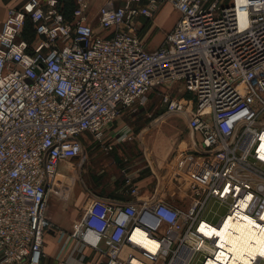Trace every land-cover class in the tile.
I'll list each match as a JSON object with an SVG mask.
<instances>
[{
    "label": "built area",
    "instance_id": "obj_1",
    "mask_svg": "<svg viewBox=\"0 0 264 264\" xmlns=\"http://www.w3.org/2000/svg\"><path fill=\"white\" fill-rule=\"evenodd\" d=\"M231 1L108 0L97 27L91 0H75L71 18L57 0L9 10L0 27V264H42L60 165L82 156L86 135L111 153L107 131L155 91L195 136L176 165L187 205L169 201L161 183L142 197L138 172L125 170L122 198L95 197L73 231L58 230L66 246L57 260L68 264L76 243L102 264L240 263L225 224L264 228V0ZM166 4L180 18L149 51L139 19ZM28 24L33 42L23 39ZM178 84L180 99L170 94ZM135 137L128 126L115 133L118 143ZM214 202L227 208L216 222ZM249 263L264 264V253Z\"/></svg>",
    "mask_w": 264,
    "mask_h": 264
},
{
    "label": "crops",
    "instance_id": "obj_2",
    "mask_svg": "<svg viewBox=\"0 0 264 264\" xmlns=\"http://www.w3.org/2000/svg\"><path fill=\"white\" fill-rule=\"evenodd\" d=\"M28 0H0V27L2 26L3 22L5 21L8 12L11 8H18L21 7L25 2ZM42 2H46L47 0H41ZM108 0H91V20L93 24L97 27L98 26V14L100 8L107 2ZM117 5H122V0H116ZM61 4L66 5L65 13L68 18H71L72 12L75 8V0H61ZM171 8L175 13L176 17L175 19L170 23L168 26L162 25V14L163 12ZM180 18V13L175 9V7L171 4L162 6L155 17L151 20H147L145 18L139 19V26H140V36L142 33L143 41L145 43V47L149 51H154L157 48H159L163 42L165 41L168 33H170L176 23L178 22ZM161 29V37L154 42L153 35L158 30ZM98 32H101L99 29H97ZM107 33H102V35H106ZM152 38V39H151ZM140 110L143 109L144 105H140ZM131 112V111H128ZM126 112L127 114H130ZM139 112V110L137 111ZM136 112V113H137ZM132 114L134 112H131ZM134 113V114H136ZM168 117H174L177 121V128H176V139H179L181 137L180 146L178 147L179 153L182 152H190L192 150L194 140L192 137V133L188 128V121L184 115H181L179 113H168L165 112L163 115L157 117L160 118L162 122H164ZM164 120V121H163ZM157 122L156 124H151V126L147 127L145 130L140 131L139 133H136V131L132 128L131 124L125 122L123 124H117L116 126H112L106 133L105 140L109 143H115L114 144V150L111 153H106L102 147H100V150L97 151L96 155H94L93 159L98 160V157H100L101 154H106L108 161V166L111 169L112 174L109 176L110 185L111 188L114 189L112 194L108 195H101V194H90L89 191L86 190V182L90 184H96L97 186L102 183V173L100 170L97 172L91 174V176L88 175L86 177L85 185L83 183V180L81 178L84 177V168H85V162H82V166L80 169V173L82 175L79 176V181L82 185L83 189L80 190L82 192V196H80L78 199L79 204L78 206L73 209L71 215H67L69 210H66L65 207L63 209H60V201L53 196L52 198V204L58 205V210H54L53 206L52 208L49 207L50 203V197L51 192L48 197V206H47V218L49 221L55 226L53 229V234H49L45 236V246H44V258L42 261V264H59V261L57 260V256L62 251L63 247L66 246V239H61L58 230H66V231H73L76 226L78 225L81 215L85 211V208H83L89 201H91L95 197H111V198H122L121 195V189L123 181L121 179V176L117 173L118 169L121 171L123 168V171L125 170H133L139 166L140 161V155L143 154L145 159L148 162V166L152 172V175L155 177L156 180V187L157 184L161 183L162 185L165 184L167 186L171 187V192L174 191V194L177 193L179 188H176V181L175 174H176V165L177 160L179 158V153L173 154V150H176L177 148L169 147V148H163L162 139H163V131L161 128H159L158 124L161 122ZM167 121V120H166ZM165 121V122H166ZM130 122V121H129ZM164 122V123H165ZM124 126H128L132 128L135 135L139 136L140 146L134 141L128 142V143H118L115 141V133L116 131H119ZM158 126V127H157ZM156 129H160V133H155ZM187 129V130H185ZM183 131H188L187 135H183ZM183 135V136H182ZM86 135L83 138V142L85 141V138H87ZM136 139V138H135ZM85 144V142H84ZM161 145V146H160ZM85 156V145H84V151L81 156V159H84ZM202 161V160H199ZM98 164V163H97ZM64 165L61 164L60 167ZM59 167V169H61ZM96 167H98L96 165ZM135 172H138V184L142 189L141 196L142 197H150L151 193L153 191H150L149 186L152 183V180L150 177H148L144 169L139 168L135 170ZM117 173V174H116ZM108 181V180H107ZM106 181V182H107ZM74 187H78L76 183L73 181ZM55 185V180L52 185V189ZM99 187V186H98ZM155 187V188H156ZM81 188V187H80ZM175 188V190H172ZM51 189V190H52ZM178 204V202H176ZM51 204V205H52ZM65 260H69L70 262H73L74 264H102V257L98 254H95L90 249L83 248L80 246V244L72 243L70 244L69 248L66 250V255L64 257ZM70 262L68 264H70Z\"/></svg>",
    "mask_w": 264,
    "mask_h": 264
},
{
    "label": "rangeland",
    "instance_id": "obj_3",
    "mask_svg": "<svg viewBox=\"0 0 264 264\" xmlns=\"http://www.w3.org/2000/svg\"><path fill=\"white\" fill-rule=\"evenodd\" d=\"M57 1L59 5H62L61 0H57ZM224 2L226 4L232 3L231 0H224ZM175 17H176V13L169 7L162 14V25L163 24L164 26L170 25V23L175 19ZM160 32H161V29H158L153 35L155 43L161 37ZM141 36H142V33H141ZM26 37L27 38L29 37V39L33 40L30 34H28ZM170 94L173 97L180 99L182 96L185 95V91L183 90L182 85L178 84L172 88ZM187 96L190 97V95H187ZM161 99H162V95L160 91L152 92L148 96V100L146 101V103L143 104L144 105L143 109L140 110V107H139V112H137L136 114L134 113L132 114L131 112L127 111L130 114L126 115L125 113L123 117H121L119 120H117V122H115L114 126H116L117 124H123L127 122L131 124L132 128L136 131V133H139L140 131L145 130L147 127L151 126V124L153 125V122L156 121L157 117L167 112L166 107L162 105L161 103ZM166 120H165L166 122L163 120L165 123L160 120L161 122L158 124L159 128H161L163 131L162 133L163 139H162L161 145H163V148L165 149L169 147L177 148L176 150H173L174 152L173 154L175 155V153L177 154L179 153L178 147L180 146V141H181V137L179 139H176L177 121L174 117H168ZM159 130L160 129H156L155 133H160L161 131ZM187 132L188 131H183V135H187ZM135 138L136 139H134V141L138 144V146H140V141L138 140L139 136L136 135ZM84 142H85L84 159H81L80 157L77 159L67 160L66 162H62V164L64 165V168L63 166H61L60 167L61 169L58 170L57 176L55 178V185L53 189L51 190L49 207L52 208L53 206L54 210H58L57 209L58 205L52 204V201H53L52 198L54 196L60 201L59 203L61 205L60 209H63V207H65L66 210H69L68 213H66L67 215H71L73 209H75L78 206L79 201L77 198L82 196V192L80 190L83 189V192L87 190L89 191L90 194H101V195L112 194L114 190L111 188L110 180H109V176L112 174V172H111L110 167L108 166V161L106 160L108 156L103 153L100 155V157H98V160L93 159L97 151L100 150V147H101L100 143L97 142L96 139L92 136H87ZM140 156L141 157L139 161V166L137 167V164H136V168L130 171L135 172V170L139 168L144 169L145 174L148 177H150V179L152 180V183L149 186V189L150 191H153V189L156 187L155 177L152 175V172L148 166V162L143 156V154ZM83 161L85 162L84 163L85 168L83 172L84 177L81 179L83 180L84 185L86 182L85 181L86 177H88V175L91 176L93 172L98 173L97 170L98 171L100 170L101 172H103L102 178L104 179V181L102 180V183L98 185L99 187L96 184H90L86 182V190L84 191V188H82V185L79 181V178H80L79 176L82 177L80 173V169H81ZM96 165L98 167H96ZM117 173L121 176V179L124 180L125 174H124L123 168L121 171L118 169ZM174 180L176 181L175 182L176 188L177 187L179 188L177 193L174 194V191L171 192L170 191L171 187L165 184L161 186L162 188L161 191L165 194V197L168 198L169 201L174 202V203L178 202L179 206H186L189 200L187 178L185 175H178V176L176 175ZM73 181L76 183V185L78 184L77 185L78 187H74ZM172 190H175V188H173ZM91 202L92 201H89L83 208H88V205ZM226 212H227L226 206H223L217 202H214L210 206L208 218L216 222L221 217H223L226 214ZM50 233L53 234V230H49L46 235H49Z\"/></svg>",
    "mask_w": 264,
    "mask_h": 264
},
{
    "label": "bare ground",
    "instance_id": "obj_4",
    "mask_svg": "<svg viewBox=\"0 0 264 264\" xmlns=\"http://www.w3.org/2000/svg\"><path fill=\"white\" fill-rule=\"evenodd\" d=\"M241 221H234L233 223L228 220L225 224H232L234 233L231 232V239H233V247L235 254L238 253L239 262L231 261L229 264H250L249 256L255 253H264V228L257 227L255 223L247 218ZM225 230V227L223 228ZM222 230V231H223Z\"/></svg>",
    "mask_w": 264,
    "mask_h": 264
},
{
    "label": "trees",
    "instance_id": "obj_5",
    "mask_svg": "<svg viewBox=\"0 0 264 264\" xmlns=\"http://www.w3.org/2000/svg\"><path fill=\"white\" fill-rule=\"evenodd\" d=\"M61 6H63V10L66 11L65 8L67 6L66 5L64 6V4H62ZM28 34H30L32 36L33 40L32 39H29V37L28 38L26 37ZM23 39H25V40H27L29 42H33L34 39H35V32H34L32 26L30 24L27 25V27H26V29H25V31L23 33Z\"/></svg>",
    "mask_w": 264,
    "mask_h": 264
},
{
    "label": "water",
    "instance_id": "obj_6",
    "mask_svg": "<svg viewBox=\"0 0 264 264\" xmlns=\"http://www.w3.org/2000/svg\"><path fill=\"white\" fill-rule=\"evenodd\" d=\"M159 120H161L160 118H157L156 121L153 122V124L157 123ZM192 137H193V140H194V144H195V136L194 134L192 133ZM196 145V144H195Z\"/></svg>",
    "mask_w": 264,
    "mask_h": 264
}]
</instances>
